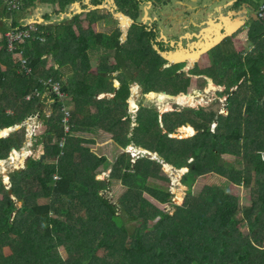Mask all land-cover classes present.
I'll return each mask as SVG.
<instances>
[{
    "label": "trees",
    "instance_id": "trees-1",
    "mask_svg": "<svg viewBox=\"0 0 264 264\" xmlns=\"http://www.w3.org/2000/svg\"><path fill=\"white\" fill-rule=\"evenodd\" d=\"M70 1L73 0H59L61 10ZM99 2L101 0H93V3ZM115 3L117 10L133 19L124 42H120L118 25L110 33L93 32L89 27L80 26L76 14L72 18L65 17V23L49 25L47 41L40 49V43L30 42L36 49L32 64L44 52L51 53L60 66L75 62L77 71L68 79L67 91L75 92L72 97L83 99L77 103L79 106L91 101L95 93L91 91L93 84L98 90L107 88L109 92L113 86L108 79L120 80L121 89L110 99L113 105L98 103L99 109L93 113L97 115L92 117H111L113 124L107 130L118 143L126 147L134 140L150 147L176 168L188 165L183 182L193 175L216 173L227 182L251 187L252 204L244 210L245 219L232 218L225 211L231 206L227 188L205 186L195 196L189 185L186 200L176 205L173 213L161 210L144 196V192H148L161 203L172 202L170 190L146 185L150 178L169 181L160 173L161 164L149 156L132 162L127 152L118 156L110 175L127 187L116 203L102 193L111 183L98 179L95 172L106 158L98 157L90 147L81 144L85 140L78 135L69 136L64 147L55 144L50 149L52 152L48 155H57L54 162L29 159L23 168L12 174L9 187L0 178V264H236L233 255L244 236L239 226L246 222L256 246L237 264H264V38L255 36V50L245 57L238 56L237 62L234 54L227 55L228 62L219 81L216 72H207L219 85L226 84V114L215 109L205 111L204 106L160 114L155 105L141 106L137 125L132 127L128 114L127 123L121 119L126 115L121 109L126 104L128 73L143 91L171 94L189 85L190 78L178 80L173 75L176 67L184 63L158 70L167 60L153 46L160 51L171 47H162L161 42L154 40V28L136 24V19L118 8L116 0ZM88 20L94 19L88 17ZM75 24L79 33L72 36L69 28ZM145 25L153 33L147 35ZM131 34L134 38L129 41ZM95 46L111 54L97 57L98 67L93 73L89 70L88 50ZM20 47L18 44L16 49ZM5 50L6 40L0 52ZM215 54L218 57V51ZM110 56L115 63L108 62ZM9 58L1 59L7 67ZM55 71L58 70L52 69L50 73L55 74ZM113 72L117 73L113 76ZM38 74L48 75L43 71ZM150 75L154 76L155 87L152 88L147 84ZM191 97L194 98L186 97L187 103L194 104V99L189 101ZM78 114L83 117L78 119ZM89 115L88 110L77 107L70 121L82 129ZM213 121H216L214 131L210 128ZM187 123L195 125L198 132L189 137L170 135L178 126L186 127L184 132L191 135L195 128L182 126ZM86 141L94 142L93 139ZM9 143L10 140L0 138V157ZM224 155L234 156L235 160L231 162ZM56 175L59 177L54 178ZM13 197L22 201L25 211L19 210ZM61 246L67 257L60 252ZM174 249L177 250L171 252Z\"/></svg>",
    "mask_w": 264,
    "mask_h": 264
},
{
    "label": "rangeland",
    "instance_id": "rangeland-1",
    "mask_svg": "<svg viewBox=\"0 0 264 264\" xmlns=\"http://www.w3.org/2000/svg\"><path fill=\"white\" fill-rule=\"evenodd\" d=\"M0 8L3 7V9L8 13L12 9V15L16 21L14 23L13 19V24H18L21 21L25 22L27 26L29 21L28 19L32 18H42L43 20H46V23L48 25H54V24H61L65 23L67 20H64L65 16L61 15L63 12H69L70 9L74 8L72 5H75L76 3L79 5V8L81 12H74L78 14V22L82 28H91L93 32H102V33H110L113 28L118 25L121 26L122 23L120 24L119 19L121 16H117L115 14L116 12V3L115 0H101L98 4L93 3V0H75L71 4L67 3L65 9L63 12H60V3L59 0H31V7L26 8L25 10H21L20 7H23L21 0H10L13 4L10 5L9 2H6L4 0H0ZM9 1V0H7ZM228 0H116L118 8L121 10L126 11L127 13H130L134 17L135 23L136 24H146L149 27L154 28L155 32V37L154 40H162L159 41L163 43V47H171L168 51L170 53L175 54V57H181L183 58V61L185 63L182 66L176 67V73H173L175 76V79L178 80H184L185 78H190L189 85L185 86L183 88V93H186V95H193V99L195 101L194 104H189L187 103L188 100L186 97H183L180 99L181 102L177 101V97L173 99H169L166 95L158 92H153L150 90L142 91L141 96H138L134 98L137 102H140L145 105H156V107L160 110L163 111L167 107L169 103V107L177 108V107H196L198 108L199 106H207L205 107V111H209L212 109H215L218 113L224 112V114L227 113L226 109V97L227 96H222L219 94L220 92L224 91L225 89L223 86H220L219 84L215 85L213 81L210 82L211 85V91L206 92L208 87L207 86V80L203 76H198L194 77L191 74V70L193 69L192 65H188L189 61V53L191 54H196L197 55L203 50L201 48L200 50H197L198 46H200L204 41L208 40L209 37L215 36V33L217 30L219 32H222V29L225 25V21L222 20L224 16H227V12H230L232 3H228ZM20 2V4H19ZM75 2V3H74ZM93 5L92 8H90ZM24 8V7H23ZM83 8V9H81ZM72 13V14H74ZM89 13V14H88ZM233 13H236L234 10ZM71 14V15H72ZM88 14V15H87ZM41 16V17H40ZM88 17L93 18L94 20L89 21ZM27 19V20H26ZM130 19V18H129ZM239 24L241 23V19H238ZM127 21L125 26L123 28L125 29L130 25L131 22H129L128 19L124 20ZM131 21V19H130ZM18 22V23H17ZM129 23V24H128ZM21 24V23H20ZM42 24H45V21H42ZM120 24V25H119ZM128 24V25H127ZM23 25V26H26ZM127 25V26H126ZM145 25L144 28H146V33L149 35L150 33H153L151 31V28L147 27ZM34 27H37V25H33ZM40 28V27H39ZM38 28L39 35H40V41H44L46 36L43 35V31L47 28L42 27V31ZM122 27L120 28L121 31L123 32L122 34L120 33V42H124L126 37H125V31ZM49 29H46L44 31V34L47 33ZM59 30V29H56ZM71 35L72 36H77L79 31L77 29V25H71L69 28ZM54 31V30H53ZM42 34V35H41ZM233 36V35H232ZM125 37V38H124ZM134 36H130V40L132 41ZM153 38V37H152ZM6 39V36H5ZM31 41V40H30ZM29 41V42H30ZM29 42H26V44H21L22 46L29 48L30 44ZM253 45V44H252ZM250 46V43H248L247 47ZM251 51L254 49V45L251 46ZM249 49V50H250ZM194 50V51H193ZM210 50V49H209ZM218 52H224L226 48L224 45H221L220 47L216 48ZM239 50L243 53V55H246L249 50H244L242 46L239 47ZM156 51V50H155ZM205 52H208L205 51ZM205 52L201 53L199 57L204 54ZM89 55L91 56L90 58V68L89 70H96L98 67V59L102 54H111V51L102 49L98 46H95L94 48L88 50ZM169 52H165L164 54L166 57L170 55ZM47 54V53H46ZM50 67L52 64H55L54 61L55 59L53 58L52 54H47ZM198 57V59H199ZM168 58V57H167ZM115 63L112 59L111 56L108 59V62ZM70 62V61H69ZM226 62H228V59L223 56V58L218 59V60H213L212 62V67L208 70L202 69L199 67L200 70H203L205 72H216V79L219 81V76L220 72L215 69L219 66V64H222L223 67H225ZM202 64V63H201ZM162 65L163 68L168 67L170 65V62L166 61ZM55 66H52L53 68H58ZM49 67V64L47 63V68ZM67 67L70 69V72L68 73L69 78L72 76H75L74 74L77 71V67L75 62H70L67 64ZM162 68V69H163ZM49 69V68H48ZM59 69V68H58ZM60 69H65L64 66H60ZM132 70V68H130ZM161 69V70H162ZM160 70V71H161ZM60 73L59 71H55V74L58 75ZM129 77H132L130 74H128ZM66 79L67 76H65ZM65 79V80H66ZM204 79L206 81H204ZM216 81V80H215ZM216 81V82H217ZM192 82V84H191ZM147 84L149 87H155L154 84V76L150 75V80L147 81ZM202 84H205V86H202ZM79 87V85L77 86ZM94 87V84H93ZM132 87V86H131ZM135 90V87L132 88V91ZM202 90L201 94L200 91ZM206 92V93H205ZM145 93V95H143ZM183 93H177L175 96H180L183 95ZM165 96V97H164ZM192 97L190 98L191 102ZM131 105L133 102L131 101ZM140 104H137L138 106ZM129 111L132 112V118L135 120L136 117V112L133 109L129 108ZM195 117H199L198 115H194ZM135 123V122H134ZM109 121H103L102 123L99 124L100 127H108ZM86 128H89V130L85 131L82 133L83 136H85L88 139H94L95 142H86L84 145L89 146L91 148V152L95 153L98 157H105L106 161L98 166L96 169V174L97 178L107 182L111 183L110 188H103L102 193L107 195L110 200L115 201L116 203L119 202V199L121 198L122 194L125 193L127 187L118 179H112L110 177L113 169V164L118 158V156L123 153L127 152L131 154L132 160H136L138 157L134 155L132 152L133 149L129 147L126 148H121L117 145L115 142L114 138L112 137L111 133L105 130H100L98 129L99 134L96 133H91L90 128L91 126H86ZM210 128L212 131L216 129V123L212 122L210 124ZM176 132V136L177 137ZM184 135L183 133H179ZM180 137V136H178ZM130 150V153L128 152ZM154 157V156H153ZM223 157H227L229 161H234L235 157L234 156H226L224 155ZM55 156L54 157H47L45 161L48 162H54L55 161ZM159 157H157L158 159ZM159 160V161H158ZM157 161L161 164L160 167V172H163L165 176H168L172 181H163L160 179H152L150 178L147 181L146 185H151V186H159L160 188H163L165 190H170L173 193V200H175V203H181L184 201V194L186 186H182L185 182L181 180V175L182 173L175 171L174 169H171L168 165L167 162L159 158ZM24 167V164L21 166V168ZM0 168H7V163H4ZM184 173L187 172V169H184ZM5 173H0V178L2 179L3 182H5ZM180 175V176H179ZM10 177H8L6 186L9 187L11 185L10 183ZM186 183H189L192 185V188L195 192L201 191L205 186H219L222 188H227L228 194L227 198L231 202V206L226 208V212L229 214L230 217H234L237 219L242 220L245 217L242 216V213L249 205L252 204L251 202V187H248L246 185H237L233 182H227V180L222 177V176H217L214 174H207L205 176H191ZM144 196L151 200L153 203H157L158 201L153 198L148 192H144ZM14 200L17 202V206L20 211H25L26 207L23 205L22 201H18V198L13 197ZM173 202V203H174ZM165 205V204H164ZM165 210L170 211L174 209V204H169L165 205ZM174 211V210H173ZM241 230L243 231V235L246 236L244 243L241 246H238L237 251L235 253V257L238 259V261L242 262L244 257L246 256L247 253L250 252V250L255 247V241L250 240L249 236L252 233L251 229L248 228V223L243 224L240 226ZM60 252L63 254L64 257H67V252L63 246L59 248ZM177 249H174L171 252H175ZM100 254L102 253V250L99 252Z\"/></svg>",
    "mask_w": 264,
    "mask_h": 264
},
{
    "label": "crops",
    "instance_id": "crops-1",
    "mask_svg": "<svg viewBox=\"0 0 264 264\" xmlns=\"http://www.w3.org/2000/svg\"><path fill=\"white\" fill-rule=\"evenodd\" d=\"M4 1L10 3V0L9 1L4 0ZM73 1H70V4ZM262 1L264 0H228L227 1L228 3H232L230 12L226 13V14L229 13L228 14L229 20H227V22L225 21V25L222 27H225L226 25L230 23L232 24L236 20L239 23L240 20L238 19H241V23L237 24V26L233 29L234 32L230 36L224 37L220 42H218L217 44L209 48L210 50L208 49V52H205L204 54H202L199 57V59H191V61L189 60L190 62L188 63V65L190 66L192 65L193 67V69L191 70V72L193 73H191L190 75L194 77L203 76L204 78H206L207 86H210V88L208 87L206 92L211 91V85H210L211 81H213L215 85H217L218 82H216L213 77L209 76L207 72L200 70L199 68H196V67L200 66V68L208 70L209 67L210 68L212 67L213 60L216 61L218 59L223 58V56L226 57L227 55L234 54L235 62H237L238 56L245 57L251 53L250 48L253 45H254V49H253L254 51L255 50V40H254L255 38L254 37L256 36L258 39L264 38V24L260 22L256 16V9ZM20 2H22V5L24 7V8L20 7L22 12L26 8L32 6L31 0H21ZM72 6L74 8L70 9L69 12L67 11L63 12V10H60V12H63L61 13V15H64L67 18H72L73 15H76L77 13H74L75 11H77L76 6L75 5H72ZM90 6H91L90 8L93 7V5H90ZM234 10L236 11V13H233ZM11 11L7 13L3 9V7L0 8V49L2 48V42L6 40L5 39L6 31L13 29V28H17V27H23V25H26L25 24L26 21L25 22L21 21L20 22L21 24L17 22L18 24L14 25L13 19L15 15L13 17ZM47 18L48 17H46V20ZM28 20H31L29 21L28 25H37L38 28L40 27L39 28L40 30L42 29V27H45V26L47 27L46 29L50 28L49 25L46 23V20H43L42 18L38 17V18H32ZM42 21H45V24H42ZM14 23H16L15 19H14ZM129 28H130V25L125 28V37L127 35V31ZM44 31L42 33L44 36H46V34L49 33V31L45 34H44ZM227 38H229L228 41L224 42L225 39ZM46 41L47 40H45L44 42L37 41L38 43H40L39 49ZM157 41H162V40H157ZM32 42L35 43L36 41H32ZM248 43H250V46L247 47ZM29 44L30 46L28 49L27 47L21 45L20 49L17 50V52L16 51L11 52L7 49V46H6V50H5L6 52L4 51L0 52V138L10 140L9 147L7 148L6 152L2 155V157H0V163H1L0 166H2L4 163H7V168L5 169L0 168V173H5L4 176H6L4 179L5 185L7 183L8 177L12 176V174L16 170L21 169V166L23 164L25 166L26 162L29 159H32L35 162H39L42 160L45 161L47 157L55 156L56 157L55 160H56L57 155H53V154L48 155V153L52 152V150L50 149L55 144L59 148L64 147L63 145L65 144V141L69 136L77 137L76 135H78L80 139L83 138L85 140L81 143L84 145V143L87 142L86 139L88 138L83 136L82 133L89 130V128H86V126H91L90 132H91V129L95 130V132H91L93 134L94 133L99 134L100 132H98V129L108 131L107 129L109 126L100 127L99 124L102 123L103 121H109L110 123L109 125H112L113 123H112L111 117L103 116L101 118L96 117L93 119L92 117L97 115L93 113H96L97 110L99 109L98 103H100L102 106L106 105L108 107L113 105L110 102V99L122 87V82L120 80H117L115 78H109L108 81L111 82L113 86L109 92L107 91V88L98 90L97 87L94 86L91 89V91H95V93H93L91 96V101L88 104H81L79 106V104L77 103L82 102L83 99L81 97H79L78 99L75 97H72V94H74L75 92L67 91L70 84H69L68 79L65 78V76L69 78L68 73L70 72V69L65 65H62L65 68L62 70L60 69V66H58L59 69L53 68L52 66L57 67V65H59V63H57L56 61H54L55 64H52V66L50 67L47 54H51V53L46 54V52H44L39 57L37 62L32 64L31 60H33L34 58L33 55L35 54L34 51L36 49L31 45V43ZM161 45H163V43ZM221 45H224L226 50L223 53L218 52V57H217V54H215L217 50L215 49ZM240 46H242L245 51L250 49L249 52H247L246 55H243V53L239 50ZM261 50L262 49H260L259 51ZM262 52H264V50ZM8 56L10 57L9 58L10 65L7 67L6 66L7 63H4L1 59H6V57ZM20 57L26 58L25 63H24L26 68H23L21 66V61H19ZM47 63L49 64V67H48L49 69L47 68ZM163 66L164 65H161L158 68V70H161ZM37 68H38V71H37ZM52 69H57L60 73H58V75L52 74L50 73ZM215 69H217L220 73H222L225 68H223L222 64H219V66ZM40 71H43V73L45 72L48 73L47 77L39 75L38 72ZM90 71L94 73L96 70L91 69ZM248 71L250 72L251 70L248 69ZM116 73L117 72H113L112 73L113 76ZM229 73L232 75L235 74L233 71H229ZM128 74L126 76V80L129 82L128 84L129 88H128V93L124 98V101L126 104H124V106L121 109L122 113L125 112L126 115H122L121 119H122V122L125 124L128 121V115H129L131 117L130 124L132 127H135L137 125V113L140 107L150 106V105H145L140 102L136 103V100H134V98H136L138 94L139 96H141V92L143 91V89H142V86L134 78L129 77ZM48 79L52 81H56L62 86L63 95L61 97L52 93L50 89L47 88L46 82ZM224 81H226V79ZM241 81L242 80L238 82V85L240 84ZM105 83L108 85L107 81H105ZM238 85L236 84L235 86H233L232 89L235 90ZM82 86L83 85L80 84L81 88ZM220 86H223V88L226 89V84H224V82L223 84H220ZM133 87H135L134 91H132ZM164 92H167V91H164ZM201 92L202 90H200V94ZM179 93L181 94L183 93V91H179ZM143 95H145V93H143ZM183 95H186V93H183ZM220 95L221 97L227 96V94L225 93V90L220 92ZM166 96L169 99L179 97V96H175V94H171L168 92ZM131 101L133 102L132 105L130 104ZM137 104H140V105L136 106ZM77 107H82L83 110H88V114H91L89 115V117H87L86 122L82 126V129L78 128L75 124H73L70 121L72 117V112L75 111ZM204 107H207V106H204ZM129 108L133 109L136 112L135 120L132 118V115H131L132 112L129 111ZM192 108H196V107H192ZM165 109H163V111L161 109L160 110L158 109V110L160 114H163L164 112H167V111H173V110H165ZM173 109L181 110L182 107L180 106V107L173 108ZM219 113H224V112L220 111ZM77 117L78 119H81L83 115L78 114ZM160 122H161V116H160ZM213 122L216 123V121H213ZM188 125L193 126L195 128V131L193 134L187 135L183 133L184 135L181 136V134L179 133H182V132L180 131V126H178L174 129L173 133H170V135L174 137L176 136V132H179L177 133L178 134L177 137L178 136L189 137V136H193L196 132H198V128L193 124L187 123L186 125H182V126H188ZM74 128H76V130ZM108 132L111 133L112 137L114 138L112 132L110 131ZM129 136H131V131L129 132ZM114 140L117 143V145L121 148H126V147H129V149L132 148L133 149L132 152L138 158L142 156H145V157L149 156L150 158L155 159V160H158L159 158H161L160 155L157 152H153L150 149V147H147L146 145L145 146L141 145L140 143L137 144L134 140H131V142L126 147H123L120 143H118L115 138ZM128 152L130 153V150H128ZM226 156H229V155H226ZM157 157L159 158L157 159ZM130 158H131V154H130ZM224 158L228 159L227 157H224ZM135 161L136 160H132V162H135ZM167 165L171 169H174L175 171H178V170H179L178 172L181 171L182 172V174H180L181 179L184 174L183 172L184 169H187V171L189 170V168H187L188 165H185L182 168H176L172 164H169V163H167ZM160 173L164 175L163 172H160ZM207 174L217 175L216 173H206V174L198 175L197 177L205 176ZM58 177L59 176L56 175L54 178H58ZM169 180L172 181L170 178ZM189 185L190 184L186 182L182 185V186H186V188H184V190L186 191L183 196L184 201L186 200L188 193H189V190H188ZM192 193L193 195L197 196L199 195L200 192L199 191L195 192L192 188ZM174 201L175 200L172 199V202H168L169 204H174L173 210L176 209V205H180L184 203L183 201L177 204ZM168 203H161L160 201H158V204L157 203L156 204L154 203V204L157 205L159 209L166 211L165 205H168ZM173 210H170L169 213H173L174 212ZM241 213L243 216L244 211ZM240 231L243 233L241 228H240ZM245 238L246 236H243V241H241L238 246H241L244 243ZM249 238L250 240L255 241L254 246H256V239H253L252 236H249ZM233 260L235 261L236 264L241 263L240 261H238L235 255H233Z\"/></svg>",
    "mask_w": 264,
    "mask_h": 264
},
{
    "label": "built area",
    "instance_id": "built-area-1",
    "mask_svg": "<svg viewBox=\"0 0 264 264\" xmlns=\"http://www.w3.org/2000/svg\"><path fill=\"white\" fill-rule=\"evenodd\" d=\"M9 4L13 6L11 1ZM256 16L259 21L264 24V1H262L258 5L256 9ZM39 32L40 31L38 30V28L34 27L33 25L10 29L5 33L7 49L9 51H14L18 44H26V42H29L30 40L40 41L41 38ZM25 59L26 58L23 57L19 58V61H21V66L23 68H26V66L24 65ZM46 86L52 93L56 94L57 96L61 97L63 95L61 85L58 82L48 79L46 82Z\"/></svg>",
    "mask_w": 264,
    "mask_h": 264
},
{
    "label": "water",
    "instance_id": "water-1",
    "mask_svg": "<svg viewBox=\"0 0 264 264\" xmlns=\"http://www.w3.org/2000/svg\"><path fill=\"white\" fill-rule=\"evenodd\" d=\"M75 6H76V12H81V10H80V8H79V5L76 3L75 4ZM115 14L117 15V16H121V17H126L122 12H120V11H116L115 12ZM229 14V13H228ZM228 18V17H227ZM126 19H128L127 17H126ZM129 20V19H128ZM222 20H224L225 21V19L224 18H222ZM227 20H229V18L227 19ZM119 22H120V24H121V18L119 19ZM129 22H131L132 23V21H130L129 20ZM130 23V24H131ZM119 24V25H120ZM237 26V25H236ZM235 26V27H236ZM235 27H233L232 29H234ZM121 26H119V30H120V33H123L122 31H121ZM231 28V26L230 25H226L225 27H223V29H222V32H219V31H217L218 33H219V37H218V34H217V32L215 33V36H213V37H210V38H208V42H207V40L204 42V43H202L200 46H198V48H197V50H200L201 48H203V50L197 55V53L195 54H191V53H189V58H191V59H198V57H199V55L201 54V53H203V52H205V51H207L209 48H211L212 46H214L215 44H217L218 42H220L224 37H227V36H230L234 31L232 30V29H230ZM124 31H125V29H124ZM155 49H157V51L160 53V55H162L168 62H170V65L171 64H177V63H185V61H183V58L181 57V55L179 56V57H175L176 55L175 54H172V53H170V51H168V50H166V51H160L159 49H158V47L156 46V45H154L153 46ZM194 51V50H193ZM165 52H169L170 53V55H168L167 57H166V55L164 54ZM162 94H165V95H167V93L166 92H163ZM165 110H174L173 108H171V107H169V108H166ZM188 168V167H187ZM180 173H182L181 171H180ZM11 191L9 190V193H10Z\"/></svg>",
    "mask_w": 264,
    "mask_h": 264
},
{
    "label": "bare ground",
    "instance_id": "bare-ground-1",
    "mask_svg": "<svg viewBox=\"0 0 264 264\" xmlns=\"http://www.w3.org/2000/svg\"><path fill=\"white\" fill-rule=\"evenodd\" d=\"M227 17H228V15L223 17V18L225 19L226 22H227V19L229 18V17H228V18H227ZM122 18H126V17H121V19H122ZM124 20H126V19H122V25H123V26H125V24L127 23V21H124ZM237 24H239V23H238V21L236 20L234 23H232V24L230 23V24H228V25H230V26H231L230 29H232V28L235 27ZM121 27H122V26H121ZM232 30H233V29H232ZM217 34H218V37H219L220 35H219L218 32H217ZM207 42H208V40H207ZM189 60L191 61V58H189ZM199 92H200V91H199ZM188 96H193V95H192V94H190V95H180V96L177 98V101H178V102H181V101H180L181 98H183V97H188ZM192 100H193V99H192ZM170 104H171V103H169V104L167 105V107H169ZM167 107H166V108H167ZM185 128H186V127H184L183 129H180V131H181L182 133H185V132H184V129H185ZM194 131H195V129H194ZM193 133H194V132H193ZM193 133H192V134H193ZM185 134H186V133H185ZM19 158H20V157H19ZM19 158H18V159H19ZM41 158H42V156H41ZM17 162H18V161H17ZM2 164H3V163H2ZM0 165H1V163H0Z\"/></svg>",
    "mask_w": 264,
    "mask_h": 264
},
{
    "label": "clouds",
    "instance_id": "clouds-1",
    "mask_svg": "<svg viewBox=\"0 0 264 264\" xmlns=\"http://www.w3.org/2000/svg\"><path fill=\"white\" fill-rule=\"evenodd\" d=\"M114 3H115V2H114ZM115 5H116V4H115ZM116 11H117V7H116ZM118 11H120V10H118ZM120 12H122V11H120ZM122 13H123V12H122ZM123 14H124V13H123ZM124 15H125L128 19L130 18V17L127 16L126 14H124ZM130 19H131V18H130ZM130 19H129V20H130ZM131 21L133 22V19H131ZM131 24H132V23H131ZM131 24H130V25H131ZM8 31H9V30H8ZM6 32H7V31H6ZM45 40H46V38H45ZM45 40H44V41H45ZM44 41H40V42H44ZM30 42H32V41H30ZM30 42H29V43H30ZM29 43H28V44H29ZM6 44H7V42H6ZM20 46H21V44H20ZM14 51L17 52V49L15 48ZM14 51H11V52H14ZM61 89H62V86H61ZM62 91H63V90H62ZM163 92H164V91H160V92H158V93H163ZM166 93H167V92H166Z\"/></svg>",
    "mask_w": 264,
    "mask_h": 264
},
{
    "label": "flooded vegetation",
    "instance_id": "flooded-vegetation-1",
    "mask_svg": "<svg viewBox=\"0 0 264 264\" xmlns=\"http://www.w3.org/2000/svg\"><path fill=\"white\" fill-rule=\"evenodd\" d=\"M122 19H126V18H122ZM122 19H121V23H122ZM128 24H129V23H128ZM128 24H127V25H128ZM127 25H126V26H127ZM121 26H122V25H121ZM122 28H123V26H122ZM123 29H124V28H123Z\"/></svg>",
    "mask_w": 264,
    "mask_h": 264
}]
</instances>
